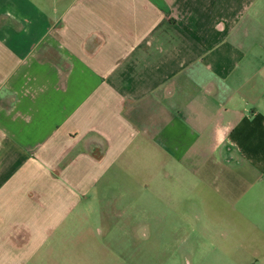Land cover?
I'll return each instance as SVG.
<instances>
[{
  "label": "crops",
  "instance_id": "obj_1",
  "mask_svg": "<svg viewBox=\"0 0 264 264\" xmlns=\"http://www.w3.org/2000/svg\"><path fill=\"white\" fill-rule=\"evenodd\" d=\"M149 170L214 207L227 259L264 254V0H0V264Z\"/></svg>",
  "mask_w": 264,
  "mask_h": 264
},
{
  "label": "rangeland",
  "instance_id": "obj_2",
  "mask_svg": "<svg viewBox=\"0 0 264 264\" xmlns=\"http://www.w3.org/2000/svg\"><path fill=\"white\" fill-rule=\"evenodd\" d=\"M171 175L162 174L158 182L154 170L140 175L120 172L98 191L91 190L93 199L71 200L74 217L63 224L61 237L51 236L54 248L43 264H228L220 252L226 244L217 236L226 231L225 225L209 219L214 207L207 200L186 199L185 186L177 189L184 197L165 200L163 191L169 192L174 181ZM85 189H75L74 195L85 199L90 193ZM200 202L205 203L206 220L199 214ZM228 255L234 257L229 264H264L261 253Z\"/></svg>",
  "mask_w": 264,
  "mask_h": 264
}]
</instances>
